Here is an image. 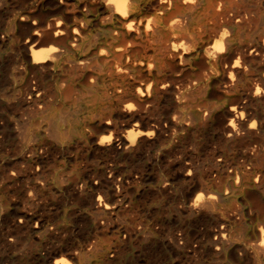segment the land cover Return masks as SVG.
Listing matches in <instances>:
<instances>
[{"label":"bare ground","instance_id":"bare-ground-1","mask_svg":"<svg viewBox=\"0 0 264 264\" xmlns=\"http://www.w3.org/2000/svg\"><path fill=\"white\" fill-rule=\"evenodd\" d=\"M0 264H264V0H0Z\"/></svg>","mask_w":264,"mask_h":264}]
</instances>
